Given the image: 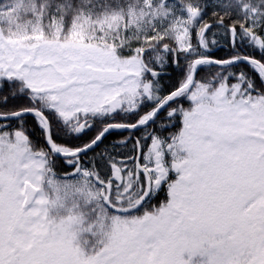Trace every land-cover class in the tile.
I'll return each mask as SVG.
<instances>
[{
	"label": "snow or ice",
	"instance_id": "6c2138e0",
	"mask_svg": "<svg viewBox=\"0 0 264 264\" xmlns=\"http://www.w3.org/2000/svg\"><path fill=\"white\" fill-rule=\"evenodd\" d=\"M0 264H264V0H0Z\"/></svg>",
	"mask_w": 264,
	"mask_h": 264
},
{
	"label": "trees",
	"instance_id": "16d2710c",
	"mask_svg": "<svg viewBox=\"0 0 264 264\" xmlns=\"http://www.w3.org/2000/svg\"><path fill=\"white\" fill-rule=\"evenodd\" d=\"M221 55L223 54V53H220Z\"/></svg>",
	"mask_w": 264,
	"mask_h": 264
},
{
	"label": "rangeland",
	"instance_id": "374dc122",
	"mask_svg": "<svg viewBox=\"0 0 264 264\" xmlns=\"http://www.w3.org/2000/svg\"><path fill=\"white\" fill-rule=\"evenodd\" d=\"M186 258V257H185Z\"/></svg>",
	"mask_w": 264,
	"mask_h": 264
}]
</instances>
